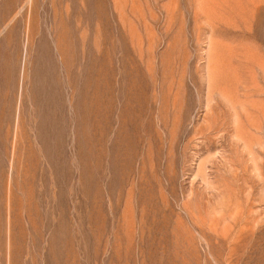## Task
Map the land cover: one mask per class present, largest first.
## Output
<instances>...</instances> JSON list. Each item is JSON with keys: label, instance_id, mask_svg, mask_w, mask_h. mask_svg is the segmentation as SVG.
Returning <instances> with one entry per match:
<instances>
[{"label": "rangeland", "instance_id": "1", "mask_svg": "<svg viewBox=\"0 0 264 264\" xmlns=\"http://www.w3.org/2000/svg\"><path fill=\"white\" fill-rule=\"evenodd\" d=\"M0 264H264V0H0Z\"/></svg>", "mask_w": 264, "mask_h": 264}, {"label": "bare ground", "instance_id": "2", "mask_svg": "<svg viewBox=\"0 0 264 264\" xmlns=\"http://www.w3.org/2000/svg\"><path fill=\"white\" fill-rule=\"evenodd\" d=\"M53 26V25H52ZM94 95V94H93ZM98 96V95H97ZM99 97V96H98Z\"/></svg>", "mask_w": 264, "mask_h": 264}]
</instances>
